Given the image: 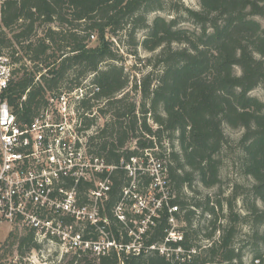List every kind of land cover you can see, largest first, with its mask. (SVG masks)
Segmentation results:
<instances>
[{"label":"trees","instance_id":"1","mask_svg":"<svg viewBox=\"0 0 264 264\" xmlns=\"http://www.w3.org/2000/svg\"><path fill=\"white\" fill-rule=\"evenodd\" d=\"M157 12L180 16L150 22ZM183 18L198 31L182 28ZM3 22L1 45L16 65L3 98L17 120L31 123L51 98L88 88L76 107L87 149L115 167L98 226L84 225L83 239L122 248L72 251L59 264H244L246 253L264 260V102L250 95L264 86V0H200L199 10L172 0H4ZM121 48L152 54L151 71L135 87ZM225 126L242 128L241 138L231 141ZM224 152L236 156L233 169L252 184L234 182L223 199L194 200L188 192L199 194L195 182L222 183ZM147 153L167 162L173 189L143 224L149 211L136 213L134 196L147 195L152 179L138 173L131 183L124 166ZM158 190L152 193L161 200ZM171 216L185 224L183 241L167 240ZM132 244L140 252L128 251ZM25 245L40 247L32 232L19 248ZM163 245L197 252L183 262L161 253Z\"/></svg>","mask_w":264,"mask_h":264},{"label":"built area","instance_id":"2","mask_svg":"<svg viewBox=\"0 0 264 264\" xmlns=\"http://www.w3.org/2000/svg\"><path fill=\"white\" fill-rule=\"evenodd\" d=\"M3 4L4 0H0V218L26 227L39 242L60 245L68 251H92L99 255L112 247L122 248L106 238L83 239L84 225L98 226L99 202L108 196L115 168L87 149L76 107L88 88L51 98L46 109L31 123L24 124L17 120L3 98L14 80L16 67L1 45ZM147 155V159L133 158L124 166L128 176L134 179L131 183H136L138 173L147 174L152 179V190L158 187V192L163 194L162 199H154L150 207L143 196L136 193L135 212L149 211L143 224L156 215L155 210L161 207L163 200L167 202L169 195L160 190L164 184L171 183L163 162ZM131 188H135L134 184ZM131 188L125 195L131 193ZM177 211L178 207L170 208V213ZM123 213L122 204L117 208L120 220H124ZM169 222L172 229L167 240L183 241V231L177 228L178 220L171 216ZM126 248L140 252L141 246L132 244ZM159 250L175 253L183 262L197 252L195 248L170 249L164 245ZM244 264H247L245 259ZM249 264H264V260L251 257Z\"/></svg>","mask_w":264,"mask_h":264},{"label":"rangeland","instance_id":"3","mask_svg":"<svg viewBox=\"0 0 264 264\" xmlns=\"http://www.w3.org/2000/svg\"><path fill=\"white\" fill-rule=\"evenodd\" d=\"M172 1H180L185 7L199 10L200 9V0H172ZM157 16H164L167 19L174 18L175 16H180V13H168V12H157L150 16V22H152ZM264 25V23H263ZM180 26L185 29L197 30L198 28L193 24L192 21L183 18L181 20ZM146 35V31H140L138 38L140 40L144 39ZM124 39V38H123ZM95 41V40H94ZM124 56L123 65L125 67V72L130 76V80L132 82L131 87H135L136 81H140L144 75L148 74L151 69L148 66L147 59H149L152 54L146 52L144 49L139 48L138 57L131 56L127 53V50L121 48L119 51ZM133 97L136 98V101L139 103L140 97L138 94H132ZM250 95L252 97L258 98L262 102H264V86H259L255 88ZM101 125L104 123L103 120L100 121ZM244 130L242 128H231L229 126H225V134L227 137L233 141L237 142ZM85 135V134H84ZM86 137V136H85ZM135 142H132L128 145L130 148H134ZM230 151V150H229ZM237 155V152H236ZM236 156L232 154V152H224L223 153V161L224 165L222 168V183L214 188H205L199 184V182L194 183L195 190L199 191V194H192L188 192L190 197H194V200H198L204 202L206 200V196H211L214 200L224 198L230 191L231 186L235 184L234 182H238L243 185L252 184V180H248L239 176L236 170L232 167V159H235ZM156 158V157H155ZM164 165L167 164L166 161L160 160ZM172 184L168 183L167 185H163V189L160 192L164 191L165 195H169L168 193L172 192ZM153 190L146 194H142L143 201H147V205L150 207L153 206V201L155 199V194L152 193ZM221 194V195H219ZM242 203H239L238 208L240 209ZM206 225L207 221H203L202 225ZM185 224L183 221H178L177 228L181 229ZM205 231V230H204ZM31 231L26 227L18 224H12L4 221L0 218V264H59L64 256L68 253H72V251H68L60 245L51 244L47 242H39L40 245L37 249H26L27 245L23 247L21 250L19 245L23 238L29 235ZM206 233V232H205ZM203 232V235H205ZM202 240V244H208L207 240L204 237H200ZM245 261L247 264L250 263L251 255L246 253Z\"/></svg>","mask_w":264,"mask_h":264}]
</instances>
